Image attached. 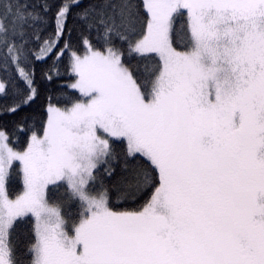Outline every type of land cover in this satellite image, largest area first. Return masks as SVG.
I'll use <instances>...</instances> for the list:
<instances>
[{"label":"snow or ice","instance_id":"obj_1","mask_svg":"<svg viewBox=\"0 0 264 264\" xmlns=\"http://www.w3.org/2000/svg\"><path fill=\"white\" fill-rule=\"evenodd\" d=\"M0 264H264V0H0Z\"/></svg>","mask_w":264,"mask_h":264},{"label":"trees","instance_id":"obj_2","mask_svg":"<svg viewBox=\"0 0 264 264\" xmlns=\"http://www.w3.org/2000/svg\"><path fill=\"white\" fill-rule=\"evenodd\" d=\"M68 81L67 77H60L54 80V82L51 83V85L49 86V91L52 94H56L58 92V90L64 86Z\"/></svg>","mask_w":264,"mask_h":264}]
</instances>
